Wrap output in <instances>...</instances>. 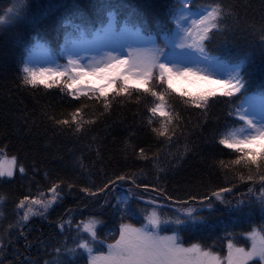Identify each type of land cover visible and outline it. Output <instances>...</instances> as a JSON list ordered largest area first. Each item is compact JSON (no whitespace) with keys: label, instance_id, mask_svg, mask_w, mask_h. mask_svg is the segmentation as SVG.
<instances>
[{"label":"snow or ice","instance_id":"1","mask_svg":"<svg viewBox=\"0 0 264 264\" xmlns=\"http://www.w3.org/2000/svg\"><path fill=\"white\" fill-rule=\"evenodd\" d=\"M260 5L264 9V0H260ZM114 7L118 6L94 4L89 13L79 3L46 5L48 28L55 26L57 14L68 17L62 24L63 43L58 50L37 37L26 44L23 32L14 34L15 44L22 48L17 90L57 88L62 104L67 105L59 110L50 103L31 113L6 112L22 150L27 154L31 148V141L25 142V137L81 140L113 108L122 107L133 98L139 103L141 96L152 98L146 107L145 124L155 138H163L167 145L181 137L187 141V125L170 99L178 93L179 103L199 114L193 131L200 129L203 135L210 129V141H206L209 166L231 173L234 179L226 181L231 186H213L198 179L186 184L183 196L172 197L164 186L168 175L197 146L185 142L182 152L169 153L167 162L161 163L158 153L149 155L150 148L137 149L126 140L122 152L131 148L139 160L152 162L155 176L151 182H144L147 176L142 171H106L103 163L99 183L81 185L79 175L70 178L59 173L52 179L44 171V178L50 181L46 191L37 186L36 192L29 190L11 200L13 218L0 229V264H6L10 250L14 259L7 264H41L44 255L52 258L43 259V264H264V226L248 231L246 243L242 244L229 234L225 247L219 251L202 242L185 246L181 237L182 233L202 229L207 223L205 210L216 212L217 205L239 215L258 212L264 219V12L258 27L248 26L253 30L251 35L258 34L259 40L245 38L241 44L237 33L247 29L239 28L237 3L173 0L154 32L144 12L126 5L119 6L125 11L123 22L113 11L99 18L104 9ZM27 15V0H15L0 14V31L25 21ZM40 22L39 16L30 21L33 25ZM257 58L258 83L251 71ZM178 81L205 87L191 93L177 89L174 85ZM221 102L230 118V123L222 126L218 116L213 121L212 111ZM90 107L94 109L91 113ZM134 135L135 131L129 133L130 137ZM93 145L97 159H101V145L95 135L87 145L89 151ZM49 146L45 144L46 148ZM8 147L0 141V207L8 203L2 194L3 186L11 184L18 175L23 178L28 174L20 156L10 154ZM217 153L230 158L219 159ZM75 164L81 173H89L82 156L75 159ZM32 170H41L35 160ZM257 179L258 196L249 186L247 194L234 200L227 198L239 191L235 180L255 184ZM125 183L129 185L126 193L116 195L117 185ZM65 189L69 194L78 190L83 194L85 208L91 205L92 210L77 222L73 210L67 209V218L62 216L52 223L54 234L30 239L31 219H47L49 210L62 202ZM146 194L149 199L144 200ZM159 200L178 205L175 213L166 216ZM105 214L118 217V223L114 222L106 235L102 233ZM4 217L0 211V220ZM57 236L64 239L58 240ZM19 241H23L22 247L18 246ZM34 246L39 255L32 257Z\"/></svg>","mask_w":264,"mask_h":264},{"label":"trees","instance_id":"2","mask_svg":"<svg viewBox=\"0 0 264 264\" xmlns=\"http://www.w3.org/2000/svg\"><path fill=\"white\" fill-rule=\"evenodd\" d=\"M9 1L0 0V14L4 13L7 6L5 4ZM27 2V19L0 31V141L7 143L9 153L18 154L21 162L28 169L26 176L20 178L18 175L16 180L11 184L4 185L2 188V194L6 196L8 203L2 206L5 217L1 221L0 229L6 227L7 220L12 217L11 211L14 208V204L11 203V200L22 196V194L29 190L33 193L36 192L37 186L41 190L46 191V186L50 181L44 178V171H48L52 179H55L56 174L59 173L61 176L67 174L70 178H75L79 175L80 179L78 182L81 185L93 181L99 183L102 178L100 168L103 163L106 171L113 169L142 171L147 176V180L144 182H151L155 176L152 162L139 160L133 154L131 148H129L127 153L122 152L121 149L124 147L126 140L137 149L139 147L150 148L151 152H149V155L158 153L161 163L167 162L169 153L182 152L185 142L190 146L193 144L197 146L194 151L186 156L182 164L168 175L164 186L172 197L178 195L183 196L186 184L198 179H203L205 183H210L213 186H231L226 183L227 180L234 179L231 173L220 170L218 166H209L211 162L207 157L210 149L206 147V141H210V137L208 136L210 129H206L203 135L200 134V129L193 131L199 120V114L195 110L185 109L179 103V97L176 93H173L170 99L176 109L182 113V118L187 125V141H185L184 137H181L179 140H174L172 145H167L163 142V138H155L154 134L151 133L145 124L148 115L146 113V107L150 105L152 98L150 96H141L139 103L133 98L131 102L124 106L113 108L110 115L101 117L100 122L81 140L77 141L69 138L54 137L49 141V138L43 135L37 136L34 139L25 137V142L31 141V148L26 154L22 150L19 137L13 133L11 123L6 119L5 113H18L20 110L31 113L33 110L39 111L42 106L50 103L54 104L57 110L61 107L67 108V105L62 104L59 89L57 88L45 90L41 87L35 90H17V70L22 48L15 44L14 34L16 32H23V39L26 44H31L33 37H37L48 42L49 45H53V47L57 46L62 37V24L68 17L57 14L55 26L48 28L45 6L50 3H79L84 5L85 10L89 13L92 12L91 6L94 4L116 5L118 7L104 9L100 12L99 18L105 17L108 11H113L118 15L119 20H124L125 17L124 8L119 6L126 5L144 12L154 32L165 19L168 8L173 3V0H28ZM195 2L206 3L207 0H195ZM225 2L240 5L238 9L239 28L247 29V31H238L237 38L239 42L243 44L246 40L258 41L259 35H251L253 30L248 26L255 24L258 27L261 22V15L264 9L261 8L260 0H225ZM245 4L248 5L247 8L244 7ZM36 16L41 17V22L38 25H33L30 21ZM251 71L254 79L258 83L260 79L259 58L256 59V63ZM222 105L225 107H222ZM93 110V107H90L88 112L91 113ZM212 111L214 113L213 121L218 116L221 126L225 123H230V118H227L226 115L228 109H226V105L223 102L214 106ZM131 131H135V135L130 137L129 133ZM93 135L98 137V143L101 145V159H97L96 157L95 145H93L91 151L87 147ZM45 144H49L50 146L46 148ZM224 151L227 152V150ZM81 156L84 164L89 169L88 174L81 173L78 164L74 165L75 159ZM217 156L219 159L225 161L230 158L228 155L220 156L219 153H217ZM33 160H35L36 167L41 169L35 173L32 170ZM234 182L239 191H234L231 196L227 197L228 199L233 196L234 200L239 198L241 194H247V188L249 186L254 187L256 196L260 194L258 179L255 184H248L246 181L242 182L239 180H235ZM124 186L125 191L129 185ZM82 195L78 190H73L69 194L68 190L65 189L62 202L55 206L54 209L49 210L47 219H43L40 216L31 219L29 238L35 239L36 237H40L41 239H45L50 234H54L52 223L62 216L67 218L65 216L67 209H72L75 221H80L82 217L81 211L85 208V202L81 199ZM169 202L171 203V201ZM143 203L144 200H141L140 204L142 205ZM216 207V212L209 213L205 210L204 215L207 217V223L202 229L195 233L181 234L184 243L202 242L205 245L214 246L219 251L225 247V238L229 234H231V238L236 242L242 244L245 240L242 239L241 234L248 232L252 228L259 229L264 226V219L261 218L258 212L254 215L245 216L229 213L223 206L217 205ZM161 210L165 212L172 209L163 205ZM102 219L106 221L102 228V233L106 235L112 229L113 223H118V217H110L105 214ZM56 239L62 240L64 237L57 236ZM22 245L23 241H19L18 246L22 247ZM37 255L39 254L35 251L34 246L32 257ZM50 257L44 255L42 259ZM12 259L14 257L10 250L7 255L6 264ZM42 259L41 263L43 261Z\"/></svg>","mask_w":264,"mask_h":264},{"label":"rangeland","instance_id":"3","mask_svg":"<svg viewBox=\"0 0 264 264\" xmlns=\"http://www.w3.org/2000/svg\"><path fill=\"white\" fill-rule=\"evenodd\" d=\"M9 1V0H8ZM28 1V0H27ZM15 2V0H11V1H9L7 4H5V5H7L6 6V8H5V10L8 8V7H10L13 3ZM121 22H123V20L121 21ZM40 40H41V42H46V41H44V40H42L41 38H39ZM50 47H52L51 45H49ZM53 48V47H52ZM61 63H63L64 61L63 60H61L60 61ZM177 89H184V90H187L188 92H191V93H196V92H198V91H200L203 87H205V85H203V84H196V83H188V82H186V81H178V82H176V84L174 85ZM214 87V86H213ZM176 94H178V93H176ZM222 107H225V106H223L222 105ZM226 109H227V107H226ZM124 185H128L127 183H125V184H123L122 186L121 185H117V187H116V190H115V194L116 195H122V194H124V193H126V191L127 190H125L124 191ZM145 197H147L148 199H149V196L146 194L145 195ZM229 199H231V200H233V196L231 197V198H229ZM144 200H147V199H144ZM158 203L159 204H161V205H166V206H168V207H170L172 210H170V211H165V212H163L166 216H171L173 213H175V211H176V208L178 207V205H173V204H171L169 201H163V200H159L158 201ZM219 206H221V205H219ZM82 210V209H81ZM90 210H92L91 209V205H89V207L86 209V208H83V210L81 211V218H80V220L81 219H83L84 217H86L87 215H88V213H89V211ZM0 211H3L2 210V207H0ZM13 217H11V218H9V219H12ZM9 219L7 220V221H9ZM1 221L2 220H0V224H1ZM251 230V229H250ZM249 230V231H250ZM247 233V232H246ZM246 233H244V234H241V236H242V239H244L245 240V234ZM167 234H171V233H167ZM244 243H246V240H245V242ZM189 244H191V243H185V246H188ZM52 257H50V258H46V259H51ZM43 260V259H42ZM41 264H43V261H42V263Z\"/></svg>","mask_w":264,"mask_h":264}]
</instances>
